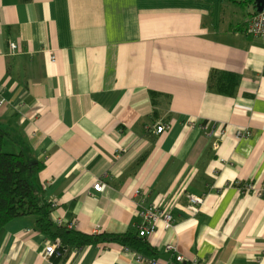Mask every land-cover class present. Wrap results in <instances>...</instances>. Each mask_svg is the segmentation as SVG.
<instances>
[{
  "label": "crops",
  "instance_id": "0c3cea01",
  "mask_svg": "<svg viewBox=\"0 0 264 264\" xmlns=\"http://www.w3.org/2000/svg\"><path fill=\"white\" fill-rule=\"evenodd\" d=\"M238 1L0 0L4 149L35 167L55 224L138 232L145 200L175 219L147 239L156 264H264V39ZM52 242L16 219L0 264H144L117 244L46 257Z\"/></svg>",
  "mask_w": 264,
  "mask_h": 264
},
{
  "label": "trees",
  "instance_id": "16d2710c",
  "mask_svg": "<svg viewBox=\"0 0 264 264\" xmlns=\"http://www.w3.org/2000/svg\"><path fill=\"white\" fill-rule=\"evenodd\" d=\"M233 4L241 1L230 0ZM245 3L254 0H244ZM257 12H253V16ZM7 133L0 128V231L10 222L24 217L35 218V228L54 243L59 240V255L68 251L82 249L89 246L117 244L123 248L135 251L137 255L150 258L154 250L147 239L139 233L128 232L124 235L103 233L89 235L57 225L52 220L53 205L33 187L32 177L34 166L25 154H11L4 152Z\"/></svg>",
  "mask_w": 264,
  "mask_h": 264
},
{
  "label": "built area",
  "instance_id": "2783aa9c",
  "mask_svg": "<svg viewBox=\"0 0 264 264\" xmlns=\"http://www.w3.org/2000/svg\"><path fill=\"white\" fill-rule=\"evenodd\" d=\"M247 33L253 37L264 39V8L261 13H257L254 15L248 23ZM12 49H16V45L12 44ZM8 105V102L1 98L0 96V108H4ZM170 129L169 125H160L157 127V134H162L165 131ZM225 129H220L218 133L215 134L214 138H221L224 136ZM235 135L237 138H247L250 136V132H242L240 130L235 131ZM214 147L218 149V142L215 141ZM119 153V152H118ZM245 189L250 190L252 186L250 184L245 186ZM103 191V184L101 182L97 183L94 186L95 193H101ZM190 206L189 209L193 212L197 213L200 210V206L203 204V199L196 196H189ZM55 207V206H53ZM141 223L138 225V233L139 236L145 239H148L152 235L156 234L159 230L160 225L164 227L166 231H169L174 228L175 219L172 214V208L166 207L164 209L158 208L156 206L146 204L145 200L141 203V211L139 213ZM60 247V242L57 240L55 243L52 242L46 248L45 256L52 257L54 255L60 256L57 252ZM127 251L129 249L125 248ZM167 252H175L176 246L173 244H169L166 247ZM138 261L144 264H156L154 260H150L145 258L144 256L136 255ZM177 262H183L182 256L177 257ZM191 264H197L196 262H191Z\"/></svg>",
  "mask_w": 264,
  "mask_h": 264
},
{
  "label": "water",
  "instance_id": "95a60500",
  "mask_svg": "<svg viewBox=\"0 0 264 264\" xmlns=\"http://www.w3.org/2000/svg\"><path fill=\"white\" fill-rule=\"evenodd\" d=\"M256 5V12L261 13L264 8V0H254Z\"/></svg>",
  "mask_w": 264,
  "mask_h": 264
},
{
  "label": "bare ground",
  "instance_id": "6f19581e",
  "mask_svg": "<svg viewBox=\"0 0 264 264\" xmlns=\"http://www.w3.org/2000/svg\"><path fill=\"white\" fill-rule=\"evenodd\" d=\"M14 45H15V44H14ZM11 46H12V44L10 45L11 50H12V51H16L17 46H16V49H14V50L12 49ZM0 96H1V95H0ZM1 98H3V97L1 96ZM3 99H4V98H3ZM155 133L157 134V130L155 131ZM98 183H99V182H98ZM250 185H251V184H250ZM251 186H252V185H251ZM252 189H253V186H252ZM250 190H251V189H250ZM190 196H191V195H190ZM193 196H194V195H193ZM196 197H197V196H196ZM189 201H190V200H189ZM53 206H54V205H53ZM53 208H55V207H53Z\"/></svg>",
  "mask_w": 264,
  "mask_h": 264
},
{
  "label": "rangeland",
  "instance_id": "374dc122",
  "mask_svg": "<svg viewBox=\"0 0 264 264\" xmlns=\"http://www.w3.org/2000/svg\"><path fill=\"white\" fill-rule=\"evenodd\" d=\"M4 152H6V153H7V152H8V150L4 149Z\"/></svg>",
  "mask_w": 264,
  "mask_h": 264
}]
</instances>
